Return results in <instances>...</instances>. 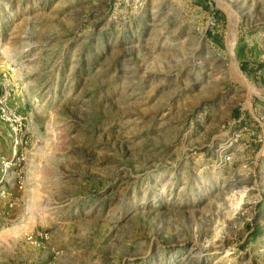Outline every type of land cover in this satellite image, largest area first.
<instances>
[{
    "label": "rangeland",
    "instance_id": "374dc122",
    "mask_svg": "<svg viewBox=\"0 0 264 264\" xmlns=\"http://www.w3.org/2000/svg\"><path fill=\"white\" fill-rule=\"evenodd\" d=\"M0 98V264H264V0H0Z\"/></svg>",
    "mask_w": 264,
    "mask_h": 264
},
{
    "label": "built area",
    "instance_id": "2783aa9c",
    "mask_svg": "<svg viewBox=\"0 0 264 264\" xmlns=\"http://www.w3.org/2000/svg\"><path fill=\"white\" fill-rule=\"evenodd\" d=\"M12 114L9 113L8 111V107L7 105L4 104V99L0 98V117L1 119H3L4 121L8 122V125H10V127L13 129V130H16L17 126H20L21 123H22V117H16V116H13L12 118ZM17 121V122H16ZM262 125V124H260ZM261 140V139H259ZM22 139L21 138H18V137H14V140H13V146H12V152L13 154H16L17 152V145H21L22 144ZM26 143V141H24ZM4 165H3V171L5 172L6 171V168L9 166V162L8 161H4L3 162ZM1 193L3 194L4 191H1Z\"/></svg>",
    "mask_w": 264,
    "mask_h": 264
},
{
    "label": "trees",
    "instance_id": "16d2710c",
    "mask_svg": "<svg viewBox=\"0 0 264 264\" xmlns=\"http://www.w3.org/2000/svg\"><path fill=\"white\" fill-rule=\"evenodd\" d=\"M243 66H244V65H242L241 70L246 72V70H245V68H244Z\"/></svg>",
    "mask_w": 264,
    "mask_h": 264
},
{
    "label": "bare ground",
    "instance_id": "6f19581e",
    "mask_svg": "<svg viewBox=\"0 0 264 264\" xmlns=\"http://www.w3.org/2000/svg\"><path fill=\"white\" fill-rule=\"evenodd\" d=\"M239 73H240V71H239ZM239 75H240V74H239ZM243 78H244V77H243ZM243 80H244V81H246V79H245V78H244ZM245 83H246V82H245Z\"/></svg>",
    "mask_w": 264,
    "mask_h": 264
},
{
    "label": "crops",
    "instance_id": "0c3cea01",
    "mask_svg": "<svg viewBox=\"0 0 264 264\" xmlns=\"http://www.w3.org/2000/svg\"><path fill=\"white\" fill-rule=\"evenodd\" d=\"M2 148H0V152H1Z\"/></svg>",
    "mask_w": 264,
    "mask_h": 264
}]
</instances>
